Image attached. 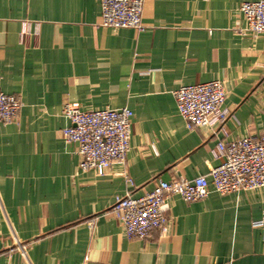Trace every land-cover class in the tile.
<instances>
[{"label": "crops", "instance_id": "obj_1", "mask_svg": "<svg viewBox=\"0 0 264 264\" xmlns=\"http://www.w3.org/2000/svg\"><path fill=\"white\" fill-rule=\"evenodd\" d=\"M254 1L144 0L138 31L103 27L101 0H0V92L23 103L0 123V264H264V187L173 196L169 232L146 239L109 213L118 194L209 174L218 139L264 131V34L245 33L240 11ZM213 80L228 90L225 132L189 129L174 91ZM69 102L133 111L124 164L79 170L62 134Z\"/></svg>", "mask_w": 264, "mask_h": 264}, {"label": "built area", "instance_id": "obj_2", "mask_svg": "<svg viewBox=\"0 0 264 264\" xmlns=\"http://www.w3.org/2000/svg\"><path fill=\"white\" fill-rule=\"evenodd\" d=\"M144 4V0H101V25L142 31L146 28ZM240 11L247 23L243 29L245 33L264 34V0L245 2ZM39 38V31L31 33L25 29L22 33V40L30 46H37ZM174 96L179 114L189 129L214 127L225 132L229 115L225 108L228 90L223 81L185 85L175 90ZM22 106V101L15 95L0 92V123L16 122ZM62 113L70 120L62 134L67 143L78 145V168L82 173L94 171L104 176L115 164L126 162L131 149L134 116L131 109L85 110L79 103L69 102ZM213 154L221 159V163L209 174L194 179H158L152 190L140 197L128 192L118 194L109 213L122 224L127 237L146 239L156 230L164 235L169 232L171 221L165 209L173 196L194 202L206 199L212 191L227 195L264 187V131L257 136L218 139ZM17 247L25 252L20 241Z\"/></svg>", "mask_w": 264, "mask_h": 264}]
</instances>
